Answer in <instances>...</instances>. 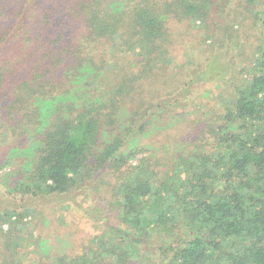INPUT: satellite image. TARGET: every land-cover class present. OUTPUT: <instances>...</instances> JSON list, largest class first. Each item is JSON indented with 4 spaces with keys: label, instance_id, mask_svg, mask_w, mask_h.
<instances>
[{
    "label": "trees",
    "instance_id": "16d2710c",
    "mask_svg": "<svg viewBox=\"0 0 264 264\" xmlns=\"http://www.w3.org/2000/svg\"><path fill=\"white\" fill-rule=\"evenodd\" d=\"M97 189L87 264H264V0H0V264H77Z\"/></svg>",
    "mask_w": 264,
    "mask_h": 264
},
{
    "label": "rangeland",
    "instance_id": "374dc122",
    "mask_svg": "<svg viewBox=\"0 0 264 264\" xmlns=\"http://www.w3.org/2000/svg\"><path fill=\"white\" fill-rule=\"evenodd\" d=\"M171 61V59H169ZM193 86V85H192ZM221 85L219 82H209L203 88L197 91V94L200 96L202 100L210 98L211 100L216 99V95H218L217 90ZM194 92H192L193 94ZM208 100V99H207ZM140 156H138L139 158ZM136 163V160L129 163V165H134ZM118 179V178H117ZM116 180V175L113 173H109L103 177L101 182L105 185V187H109L112 183H114ZM100 187V186H98ZM102 194L103 192L101 189H97V192H91L88 195L80 196L77 198L78 203L72 204L71 202H64L57 212L58 220L61 223L67 224L69 220L74 219L78 222V226L82 228L83 230L87 231L90 237L83 241V248L82 249H76L74 251H71L73 254V257H79L80 261L77 262V264H81V262H87L89 261V258L92 256V253L95 252V246L98 245L95 240H93L96 235H99V233L102 232L103 225L100 222H97L87 215V208H90L94 205L99 206V209L101 211H106L108 208L107 201L98 195ZM28 220H30L28 218ZM6 229V227H4ZM33 231V230H32ZM33 233V232H32ZM29 241L33 246V241ZM94 241V242H93ZM26 242V245L29 247L28 249H31V244ZM17 242L14 239L13 246L16 245ZM96 244V245H95ZM27 249V250H28Z\"/></svg>",
    "mask_w": 264,
    "mask_h": 264
}]
</instances>
